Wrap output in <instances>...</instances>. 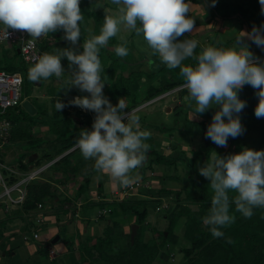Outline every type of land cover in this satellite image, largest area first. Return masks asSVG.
I'll use <instances>...</instances> for the list:
<instances>
[{
  "label": "clouds",
  "instance_id": "1",
  "mask_svg": "<svg viewBox=\"0 0 264 264\" xmlns=\"http://www.w3.org/2000/svg\"><path fill=\"white\" fill-rule=\"evenodd\" d=\"M115 14L104 15L99 35L86 39L78 50L81 38L80 23L84 16L80 0H0V25L4 37L9 29L26 32L30 39L28 46L46 38L50 33L63 31V39L72 47L57 48L53 53L38 57L28 70L32 82L47 80L65 73L62 60L68 61L70 87H75L84 96H76L66 105L57 100L55 108L61 112L72 105L95 113L91 130L82 129L76 142L85 160L94 161L93 169L123 188L138 184L141 177L136 169L145 162L150 146L145 141L151 133L141 129L139 116L126 111L124 98L113 105L104 95L106 82L99 58L100 48L106 47L112 37L117 36L121 26L142 35L151 49V56L157 57L169 70L180 69L183 88L188 95L183 100L194 109L190 120L204 114L214 106L218 109L207 127L205 138L219 147H226L228 139L237 138L245 132L239 114L247 106L239 98L245 85L256 90L258 103L254 114L264 118V61L254 57L245 39L264 49V24L253 25L250 32H240L230 47L208 45L196 54L198 41L181 36L193 32L195 19L189 15L190 0H110ZM216 0H211L215 6ZM261 14H264V0H259ZM102 5L97 4V8ZM118 57L128 56L124 44L115 46ZM188 59L195 64H185ZM151 67L153 61L149 59ZM199 174L210 181L213 196L210 209L202 218L213 238L224 237L222 229L235 222L230 214V205L244 218L250 219L255 208L264 209V150L244 148L239 153L221 156L215 151L209 153L207 162L198 169ZM235 192L231 197L229 192ZM231 244L229 238L226 241Z\"/></svg>",
  "mask_w": 264,
  "mask_h": 264
},
{
  "label": "trees",
  "instance_id": "2",
  "mask_svg": "<svg viewBox=\"0 0 264 264\" xmlns=\"http://www.w3.org/2000/svg\"><path fill=\"white\" fill-rule=\"evenodd\" d=\"M197 2L204 3V0H198ZM205 4L210 17H219L223 20L234 18L238 19L247 25L249 31H251L253 25L259 27L261 24H264V14H261L259 0H250L245 5L220 0H216L214 7L211 6V1L209 3L205 2ZM80 8L84 16L83 21L80 23L81 38L79 43L82 45L83 42L91 36L87 33L89 24L92 26L93 35L100 34V29L103 25L105 14L102 10H93L90 6L89 0H80ZM190 16L195 19V24H202L201 20L195 18V16L192 14ZM91 18L92 21L90 23ZM134 32L135 31L133 30V33ZM63 36V33H60L59 39L62 40ZM235 39L236 37L229 39L226 42H217L215 46L230 47L229 43ZM66 42L67 41L64 40L63 43ZM49 43L51 42H44L41 44V46H48ZM108 44H113V49L109 51L107 46L100 48L99 58L104 69V71L101 73V76L106 82L103 92L113 105H115L114 102L119 97H123L125 102H127V111L137 107L138 105L142 104V102L156 97L176 86L183 85L184 81L180 76V69L177 68L169 70L165 65L160 63L157 57L151 56L149 53L151 49L149 47L141 58L138 57L136 61L133 60L131 62L130 48H128V56L124 58L118 57L114 51L115 46L118 44H124L127 46L125 42L118 40L116 37H112ZM211 44H213V41H211ZM16 56L17 52L14 50L13 54L9 57L8 62L3 63L0 61V68L10 71L20 70L22 74L28 78V70L26 68L27 66L23 63L17 64L15 60L17 58ZM149 59L153 61L151 67L148 63ZM260 60L264 61V59ZM136 62L137 66L135 67L133 64ZM184 63H190L194 65L195 60L188 59ZM128 66L129 71L127 75H125L123 70L127 69ZM117 70L119 72H117ZM64 76L65 75H63L61 78L53 77V81L49 83L47 87V92L50 96L51 109L49 110L45 105L38 104L35 106V114L37 112L40 113L38 120L47 126V136L37 140L34 139V133L32 132V127L34 125L15 129L14 127H16V123L19 122V119L15 117L13 118L12 113L13 111L16 112L15 109H18L19 112L20 106L10 110V117L13 122L11 140H15V142L18 143H29V146L25 152L19 155V167L23 170H27L31 164L39 165L42 164L43 160L48 162L57 156H60L51 164L50 167L56 171L62 172L63 175V178H56L54 180L50 178H44L42 176L41 177L44 180H31L26 186L27 197L20 209H17L13 213V217L19 216L23 218L25 214L36 208L38 202H42V200L48 196L59 198L56 193L52 192V182L56 183L57 181H60L63 183L72 175H82L87 177V180H85V182H83V184L77 188L74 199L80 196H82L83 199H87L88 197V184L90 182V176L92 175L91 173H93L94 161L93 164H91L90 161L92 160H85L83 158L79 149L76 147V142L82 129L91 130L95 113L91 111L82 112L81 108H77L75 110L76 116L79 117V115H83L84 118L80 121L77 118L74 119L67 106L61 112L56 110L55 104L57 100L62 101V99H64L66 103H68V101L73 99L75 96L87 95V93L81 92L75 87H70V80H66ZM140 77H144L148 80V82L144 84L145 87L144 91L142 92V94H144V100H142V94L140 93L139 89ZM157 78H159L158 81ZM54 80H56V82H54ZM180 91V97L183 95H188L185 88L182 87ZM242 92L243 90L239 92V97L242 95ZM254 97L255 101L252 102V108H244L240 114H247L255 110V107L258 103V97L256 94ZM180 106H177V108L179 107L180 110H182ZM194 106L195 105L193 102V107L191 108L194 109ZM177 108L174 113L180 112V110H177ZM137 111L138 110L134 111L136 115H138ZM214 112V109L207 110L204 114H202L205 116L202 121H189L184 116V122H186V133L184 132L185 135L191 136L192 133L195 132L196 128L199 127V125L207 128L211 123ZM141 117L139 116L140 120L142 119ZM177 120L178 119H175L176 122ZM192 123H195L196 126H191ZM243 126L245 128V132L242 135L234 139L231 137L228 139L227 143L230 149L226 150L224 156L229 155L232 149L236 151H241L243 148L264 150V118H255L253 122ZM156 127L164 133L172 132L166 128L167 126L164 125H157ZM249 130H253L252 132H255V136H257L254 139L255 141H253L255 148L247 141L248 136H244ZM159 142H161L160 139L155 140L152 135L146 140L145 143H147L150 148L146 154L147 160L139 169L140 175L145 177L144 174L146 170L154 172L156 170L155 165L170 166L174 164L177 166L178 164H183L184 170L186 172H184V176L182 175L180 177L177 175L171 176L165 174H158L157 176L154 174L155 178H160L162 181L166 182H168L170 179L173 180L176 178V180L180 181L181 187L170 188L164 186L160 190L152 188H145V190L143 189L142 192L144 194L157 196L155 200L152 199L154 202L149 201V198L146 196L135 198L136 200H127L126 198H122L109 202L99 200L101 201L99 203V201H97V204L99 203L102 206L106 205L109 207L107 215H111V219L116 224L118 223L117 218H119V215L122 216L130 214L134 216L133 222L138 224L134 242L131 243L130 241V233H125L120 228L113 230L117 231L120 236L126 234L127 241L125 246H120L118 249H113L114 246L112 247L110 240H105L106 242H103L102 239L104 240V238H98L97 242L95 241L94 243L89 244L88 242L92 240V237L87 236L83 241L80 242L81 257L77 259L74 264H81L86 261L88 257L90 260H88L87 264H96L93 253L97 248V251L102 252L101 246L103 244H106L108 247V250L104 251V255L108 257V259L110 258V264H152V261L158 257L162 250L164 251L166 249L168 251L173 246L171 242V235L173 233L175 224H177V219L182 216L185 217V227L183 231L185 246L181 248V251L183 253L185 264H264V209L255 208L253 210L254 215L250 219H246L240 213L236 212L235 205L231 204L230 214L235 216V222L222 229V231H224V237L222 238H213L208 227L202 223V218L209 212L211 197L214 193L209 186L210 181L201 176L198 169L207 162L209 153L217 149L218 146L215 145L210 139H206L204 137V140L197 148H191L187 151L178 150L179 154L174 155L172 154L173 152H162L159 147ZM44 144H46L45 147H43ZM175 147L176 145L173 143L170 149L173 151L176 149ZM37 150H41V155L37 156L36 160L34 161H28L29 155L34 154ZM23 160L26 161L23 162ZM86 166H88V168H86ZM169 191L174 192L177 197H181V195H183L182 192H186L184 198H182L183 202H180L178 208L171 212L170 223L167 226V229L161 230L160 233H158L161 237V240L156 241L152 239L144 242L141 237L138 238V236H140V233L142 234L140 226L144 227L145 222H149L146 220V217L149 213L147 203L153 202L156 206L158 201L163 199V194L168 193ZM235 195V192H229L230 198ZM187 203L189 205H197V208L192 209ZM104 218L106 219L105 214L102 216V219ZM8 219H11V216L0 219V238L3 237L2 228L5 227L6 220ZM107 227L108 226L105 228ZM229 238L232 240L231 244L226 242ZM4 244L5 243H1L0 247L3 248ZM167 251L166 253H168Z\"/></svg>",
  "mask_w": 264,
  "mask_h": 264
},
{
  "label": "rangeland",
  "instance_id": "3",
  "mask_svg": "<svg viewBox=\"0 0 264 264\" xmlns=\"http://www.w3.org/2000/svg\"><path fill=\"white\" fill-rule=\"evenodd\" d=\"M210 1L211 0H207V2H210ZM220 1H228L232 3H240V4L245 5L250 0H220ZM89 2L93 10H102L104 14H109V15L115 14V8H111V7L107 8L106 6L107 4L105 5L103 0H89ZM97 4L102 5V7L97 8ZM190 4H191V9H190L189 14L200 16L201 18L200 20L202 21V24L195 26L193 32L186 33L184 36H181L179 39L197 40L199 43L195 51H196V54H199L203 47L208 46V45L215 46L217 42H220L218 41V38H219L218 33H217L218 31H216V29H212V27H215L218 29L221 27L218 25L219 22L215 23L216 19L214 20L210 19V14L207 11V7L205 6L206 4L199 6V5H195L197 3L193 4V2L191 1H190ZM234 19H229V20L233 21ZM91 21H92V18L90 19V23ZM231 27H233V29L235 30L236 35H234V33L229 35L226 38V41L237 37L238 35H240V32L242 31L250 32L247 25L242 23L241 21L240 23L239 22L236 23V21H233V24L231 25ZM228 31L229 30H227V32ZM60 33H63V31H57L55 33H50L52 34L54 39L51 40V43H49L48 46H41L44 53L46 52L53 53L55 52L57 48L72 47V45L69 42L63 43L64 42L63 39H62L63 41H60L61 40L59 39ZM87 33L91 36L93 35L91 24L88 25ZM115 37L118 40H122L123 42H125L128 46L126 47L130 48L131 62L133 60L136 61L138 57L141 58L145 54V52L148 50L149 46L147 45V42L144 40L142 35L138 36L135 32L133 33V30H128L127 28L123 26H121L120 32ZM211 41H213V44H211ZM234 42L235 40H233L229 44L232 46ZM244 43L248 44L249 50L253 53L254 57H257V55L259 54V57H258L259 59L264 58V49L257 47L250 40L245 39ZM80 45L81 43L77 45V48L78 50L82 51ZM113 46H114L113 44H108L107 49L111 51L113 49ZM17 47L18 46L16 44L9 46V45L0 43V50H1L0 61L3 63L8 62L10 55L14 52L13 49H15L16 51ZM149 53H151V51H149ZM16 57H17L15 59L16 63L17 64L22 63L21 57L19 56L18 53ZM33 64L34 63L27 64L26 65L27 70H29V68ZM62 64L64 65V68H65L64 77L66 80H70V73L68 72V61L66 58L62 60ZM133 66L136 67L137 62L134 63ZM128 71H129V66L127 69L123 70V73L127 75ZM117 72L119 71L117 70ZM53 77H50L47 80H41L39 82H32L29 80V78H26L24 76V82L22 86L23 97L30 100L34 106H37L38 104L45 105L50 110L51 102H50V96L47 92V87L49 83L53 81ZM158 80L159 78H157V81ZM54 82H56V80H54ZM147 82L148 80L145 79L144 77L139 78V89H140L141 94L144 91V87H145L144 84H146ZM182 87L183 85L176 86L156 97H153L149 100L142 102V104L138 105L137 107L133 109L127 110V111H132V112L138 110L137 114L140 117L142 116L141 117L142 119L139 120L141 129L149 131L155 140L160 139L161 142H159V147L162 152H166V151L173 152L172 154L174 155L179 154L178 150L187 151V150H190L191 148H197L199 144L204 140L205 133L207 131V128H204L203 126L199 125V127L196 128L195 132H193L190 137L185 135L186 122H184L185 120H184V115L181 112L182 110H180L179 113H174L177 108L176 106H179V105L188 106V104L183 100L184 95L182 97L179 96L181 92L180 89ZM242 90H243L242 95L239 98L246 101L247 106L245 108L251 109L253 105L252 102L255 101L254 96H255L256 90L248 85H245ZM143 96L144 94H142V100L145 99ZM120 98H123V97H119L114 103L117 104ZM62 102H64L66 105L68 104L66 103L64 99H62ZM67 108L69 112L71 113V115L74 117V119L77 118L80 121L84 119L83 115H79L78 117L75 114V110L77 108L80 109L79 107L68 105ZM211 109H214V111H216L218 109V106H214L210 108L209 110ZM81 110L82 112L85 111L83 109ZM12 116L13 118L15 117L19 119V122L16 123V127H14L15 129H20V128H24L25 126L34 125L32 127V132L34 133V139L37 140L39 138L47 136L46 135L47 126L38 120L40 117L39 112H37L36 114L35 113L30 114L26 109L20 106L19 112L13 111ZM239 116H240L242 125H245V124L247 125L253 122V120L256 118L254 111H251L247 114H239ZM175 119H178L177 122L175 121ZM193 120H196V119L194 118L192 119V121ZM157 125L167 126L166 128H168L172 132L164 133L156 127ZM191 126L194 127L196 125L195 123H192ZM252 131L253 130H249L248 132H246V135L244 136L246 137L248 136L247 141L250 144H252L253 147L255 148V144L253 141H255L254 139L257 136H255L256 135L255 132H252ZM173 143L176 145L175 147L176 149L172 151L170 147L172 146ZM28 146H29V143H24V142L18 143V142H15V140H11L8 144H5L2 147V150L0 152V158L6 164L13 165L16 168H19L18 167L19 166L18 161L20 158L19 155L25 152ZM45 146L46 144H44L43 147ZM226 149H230L228 147V143L226 147L218 146L217 149L213 151H215L221 156H224ZM239 152L240 151H236L234 149L231 150V154L239 153ZM34 154L37 158V156L41 155V150H37ZM42 163H46V162L43 160ZM90 163L93 164V161H90ZM33 165L35 164H31L30 166H33ZM86 168H88V166H86ZM155 168H156V170L154 171L155 173L151 172L150 170H146V173H145L146 177H143L142 175H140L139 173L140 168L136 169L133 175H135L136 173L140 175L141 179L139 183L133 185L132 187H128V188H123L120 186H116V184H113L112 185L113 188L108 191L109 196L115 199H118L119 197L126 198L127 200H136L135 198H141V197L146 196L147 198H149L148 199L149 201L154 202L157 196L156 195L151 196V194H147L148 195L147 196L146 194L142 192L143 189L145 190V188L147 189L152 188V189L160 190L164 186H167L170 188H180L181 187L180 181L176 180V178L173 180L170 179L168 182H166V181H162L160 178H155L154 174H156L157 176L158 174H163V175L165 174V175H171V176L177 175L180 177L182 175L184 176L185 170H184L183 164H178L177 166H175L174 164L170 166L155 165ZM85 170H82V171H85ZM97 173L98 172H96L93 169V173H91L93 175V178L90 177L91 178L90 180L92 181L96 180V182L94 183L92 187L90 188L88 187L90 189L88 194L91 196L92 199L97 198L95 200L106 201L105 198L99 199V197H97L98 194L99 195L101 194L99 193V189L97 188V185H96L97 180L99 179L100 176H97V179L94 176ZM41 176L44 178H50L52 180L56 178H63L62 172L56 171L52 167L47 168L42 173ZM106 177H109V176L106 175ZM86 179H87L86 176L72 175L70 176L69 179H67L63 183L60 181H57L56 183L53 182L52 187H51L52 192L56 193L59 196V198L48 196L44 200H42L43 206L41 207V209H38V212L40 214L43 213V216L41 218V222L38 225H32V221L29 219L30 216H32L33 218L34 213L37 212L36 209L25 214L23 218L15 216L12 219H8L5 227L2 228L3 237L0 238V244L6 243V241H8L6 239L9 237L8 234L11 233V229H12V230H18V232L16 233V236L20 240H22L23 235H26L29 241V245H25L22 240V242L19 243L18 248L15 250V254L13 256L7 255L6 257L3 258L5 264H72V263L74 264V262L81 257L80 242L85 239V235H84L85 232L92 235L91 237L94 238V242L95 241L97 242L98 238H104V240L102 239L103 242H106L105 240H110V242L112 243V247L114 246L113 249H118V247L120 246L122 247L125 246L126 241H127L126 234L120 236V234H118L117 231H114V230H117L118 228H120L123 232L130 233L131 231L130 226L133 222L134 216L130 214H126L122 216L119 215V218H117L118 223L116 224L111 219V215L110 216L108 215L109 217L106 219H102V216L104 215L103 213L99 215V212L104 209L106 210L105 212V215H106V213H108V210H109L108 206L102 207L100 205L101 207H99L96 201L92 200L89 202V204L87 203L83 207V204L79 202L77 198L74 199V197H75L77 188L81 184H83V182H85ZM36 180H44V179L37 178ZM13 194H16V192L14 191ZM182 194L183 195H181V197H177V195L174 192L169 191L168 193H164L163 200L158 201L157 205L163 202L167 204L166 205L167 207L165 206L159 211H156L155 203L153 202L147 203L149 213H148V216L146 217V220L149 222H145L144 227L140 226V230H142V234L140 233L139 234L140 236H138V238L141 237V239L144 242H147L152 239L156 241L161 240V237L159 236L158 233H160L161 230L167 229V226L170 223L171 212L178 208V205L180 204V202L181 203L183 202L182 198H184L186 192L185 193L182 192ZM115 199H112V200H115ZM100 202L101 201H99V203ZM189 206L192 209L197 208V205H189ZM85 207L86 208L88 207L86 214L89 216L87 218L88 219L87 221L89 222V228H86L84 219H81V210ZM16 210L17 209L11 212L14 213ZM77 219H79L80 223L82 222L80 224L81 229H82V232L80 233V235L78 234V229H77L79 226H76ZM184 220H185V217L183 216L179 217L176 222L177 224H175L174 226L173 233L171 235V242L173 246L168 251L165 249L170 254H165L163 251H161V255H158V257L154 259V261H152V264H161V263L185 264L184 259H183V253L181 251V248L185 246V239L183 238V231L185 227ZM98 224L101 226H97ZM106 226L108 227L105 228ZM105 229H106V232H105ZM34 230L38 232L39 237L33 238L32 234ZM57 235H59L60 238L54 242H51ZM87 236L89 237V235ZM76 240H78L75 243V245L79 249V255L77 254V252H74L72 250V243L73 241H76ZM48 243L56 251V257L49 256V248L47 246ZM97 249L93 253L95 256L94 259L96 260V264H110V261H109L110 258L108 259V257L104 255V251L108 250L107 245L103 244L101 246L102 252L97 251ZM109 252H110V249H109ZM77 255L78 257L76 258ZM88 260H90L89 257L86 259V261H84L81 264H87ZM115 264H122V263H115Z\"/></svg>",
  "mask_w": 264,
  "mask_h": 264
},
{
  "label": "built area",
  "instance_id": "4",
  "mask_svg": "<svg viewBox=\"0 0 264 264\" xmlns=\"http://www.w3.org/2000/svg\"><path fill=\"white\" fill-rule=\"evenodd\" d=\"M3 27V25H0V43L9 46L16 44L19 49L18 54L21 57V62L24 65L34 63L38 57L44 54L41 44L51 42L54 39L52 35H49L46 38L35 41L34 45L28 46L27 41L30 36L26 32L9 29V36L6 39ZM23 82L24 77L20 70L10 71L0 68V152L2 147L11 141L13 122L10 117V110L17 108V106H22V101L25 99L22 94ZM15 111L18 112V109H15ZM58 157L60 156L39 165H29L27 170H23L19 166V168H16L13 165H8L0 158V219L15 208L21 207L27 197V184L33 179L42 178V173ZM25 161L23 160V162ZM14 191L16 194H13ZM166 205V203L162 202L156 205L155 209L159 211ZM42 206L43 203L38 202L35 208L37 212L34 213L33 218L30 216L29 219L33 224L41 222L43 213L40 214L38 209H41ZM105 212V209L101 210L99 215L101 213L105 214ZM34 237H37L36 233H34ZM50 252L53 253L54 250L50 249Z\"/></svg>",
  "mask_w": 264,
  "mask_h": 264
},
{
  "label": "crops",
  "instance_id": "5",
  "mask_svg": "<svg viewBox=\"0 0 264 264\" xmlns=\"http://www.w3.org/2000/svg\"><path fill=\"white\" fill-rule=\"evenodd\" d=\"M191 2H193V4H195V3H197V4H195V5H199V6H201V5H205V2H207V0H204V3H200V2H197L198 0H194V1H192V0H190ZM103 2L105 3V5L107 6V8L109 7H111V8H115V6L114 5H111V3H110V0H103ZM209 3V2H208ZM206 6V5H205ZM207 7V6H206ZM193 16H195V18H197V19H201L200 18V16H198V15H194V14H192ZM210 19L211 20H214V19H216V21H215V23H218V25L221 27V28H219V29H221V30H219L218 28H215V27H212V29H216V31H218L217 33H218V36H219V38H218V41H223V42H226V38L229 36V35H231V34H233L234 33V35H236V33H235V30L233 29V27H231V25L233 24V21H236V23L237 22H239L240 23V21L239 20H236V19H234L233 21L232 20H223V19H220L219 17H210ZM232 21V22H231ZM232 23V24H231ZM214 25V24H213ZM195 26H198V24H195ZM217 26V25H216ZM218 27V26H217ZM218 29V30H217ZM227 30H229L228 32H230V33H228L227 32ZM233 35V36H234ZM249 42V41H248ZM247 43V42H246ZM254 44V43H253ZM231 46V45H230ZM259 57V54L257 55V58ZM261 59H264V58H261ZM180 106V105H179ZM177 107V106H176ZM181 108H182V113H183V115L187 118V120H189V121H192V120H190V118H188L189 117V113H191L192 111H193V108H190L189 106H186V107H184L183 105H181L180 106ZM177 110H180V108L178 107L177 108ZM176 111V110H175ZM187 115H188V117H187ZM205 118V116L204 115H198L197 117H195V119L196 120H193V121H202L203 119ZM190 137V136H189ZM227 150V149H226ZM229 154H231V152L229 153ZM48 168H50V167H48ZM139 173H140V171H139ZM146 173V172H145ZM145 175V177H146V174H144ZM78 176H80V175H78ZM95 177H96V179H97V176H100L99 177V179L97 180V188L99 189V193H101L100 195L98 194L97 195V197H99V199L100 198H105V200L106 201H110V200H112V199H115V198H111L110 196H109V190L110 189H112L113 188V184H116V186H118V184L117 183H115V182H113L109 177H106V175H104V174H102V173H97L96 175H94ZM91 178H93V175L92 176H90ZM87 178V177H86ZM90 178V179H91ZM157 178V177H156ZM87 180V179H86ZM91 182H89V188L90 187H92L93 185H94V183L96 182V180H90ZM52 184H53V182H52ZM111 187V188H110ZM88 188V192H89V189ZM119 190V189H118ZM77 199H78V201L79 202H81L82 204H83V207H84V205L85 204H87V203H89L90 201H92V200H94V201H99V200H95V199H97V198H95V199H92L91 198V196L88 194V197H87V199H83V197L82 196H80V197H77ZM119 199H122V198H118V200ZM116 200V199H115ZM97 205H99V207H101L102 205L101 204H97ZM101 205V206H100ZM106 206V205H105ZM104 205L102 206V207H105ZM15 209H17V208H15ZM14 209V210H15ZM87 210H88V207L86 208H83L82 210H81V219H84V223H85V226H86V228H89V222L87 221L88 219V215L86 214V212H87ZM13 211V210H12ZM12 214V215H11ZM7 216H11V219L13 218V216H14V214L12 213V212H9V213H7V215H4L1 219H4V218H6ZM106 218H108L109 216L107 215V213H106ZM17 217V216H16ZM19 217V216H18ZM105 219V218H104ZM7 221L8 220H6V224H7ZM96 221H98V220H96ZM25 223H27V222H25ZM24 223V224H25ZM40 223V222H39ZM39 223H32V225H38ZM82 223V222H81ZM80 223V221H79V219H77V225L76 226H79L77 229H78V234L80 235V233L82 232V229H81V224ZM28 224H30V223H28ZM101 224V223H100ZM90 226H91V224H90ZM97 226H101V225H97ZM85 228V229H86ZM87 230V229H86ZM13 231V232H12ZM18 232V230H12L11 229V233L10 234H8L9 235V237L6 239V240H8V241H6V245L4 244V247L3 248H1L0 247V264H5L4 263V260H3V258L4 257H6L7 255H9V256H13L14 254H15V250L18 248V245H19V243L20 242H22V240H23V243L25 244V245H29V241H28V238H27V236L26 235H23V237H22V240H20V239H18L17 238V236H16V233ZM34 233H36L37 234V237H39V234H38V232L36 231V230H34V232H33V234H32V236H33V238H37V237H34ZM96 234V233H95ZM85 237L87 236V235H89V236H92L91 234H88V233H86L85 232ZM77 237H79V236H77ZM59 238H60V236H59ZM78 240H76V241H73V243H72V250L74 251V252H77V254L79 255V249L77 248V246L75 245V243L77 242ZM52 242V241H51ZM93 243L94 242V238H92V240H90L88 243L90 244V243ZM48 248H49V256H51V257H56V251L54 250V248L53 247H51L50 245H49V243H48ZM50 249H53L54 250V252L53 253H51L50 252ZM163 251V250H162ZM165 254H168V253H166V251L164 250L163 251ZM71 253V252H70ZM170 254V253H169ZM78 255L76 256V258L78 257ZM159 255H161V252H160V254ZM161 257V256H160Z\"/></svg>",
  "mask_w": 264,
  "mask_h": 264
},
{
  "label": "water",
  "instance_id": "6",
  "mask_svg": "<svg viewBox=\"0 0 264 264\" xmlns=\"http://www.w3.org/2000/svg\"><path fill=\"white\" fill-rule=\"evenodd\" d=\"M61 41H63V40H61ZM16 52L19 53V49L18 48L16 49ZM22 107L24 109H26L30 114H33L36 111V107L32 104V102L30 100H28L26 98L22 101ZM35 158H36L35 154H30L29 158H28V161L31 162V161L35 160ZM130 228H131L130 241H131V243H133L134 239H135V236H136V233H137L138 224L133 222L131 224ZM57 239H59V235L55 236V238L52 240V242L56 241Z\"/></svg>",
  "mask_w": 264,
  "mask_h": 264
}]
</instances>
